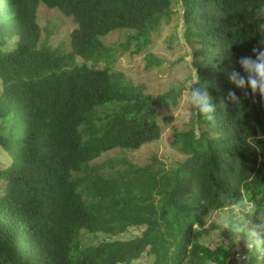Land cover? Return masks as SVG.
<instances>
[{
    "label": "trees",
    "instance_id": "obj_1",
    "mask_svg": "<svg viewBox=\"0 0 264 264\" xmlns=\"http://www.w3.org/2000/svg\"><path fill=\"white\" fill-rule=\"evenodd\" d=\"M179 2L189 81L204 87L218 116L193 113L174 135L186 161L121 160L115 169L110 160L106 173L93 164L103 154L160 139L157 110L177 95L135 86L112 68L103 38L128 31L124 50L142 52L177 0H0V264H264L247 217H228L237 203L264 212V99L227 79L264 37L253 16L261 0ZM40 3L73 19L68 52L42 42ZM161 64L147 55L148 69ZM221 211L227 226L203 227ZM186 213L202 227L181 228ZM214 230L219 239L204 240ZM84 233L98 241L83 243Z\"/></svg>",
    "mask_w": 264,
    "mask_h": 264
},
{
    "label": "rangeland",
    "instance_id": "obj_2",
    "mask_svg": "<svg viewBox=\"0 0 264 264\" xmlns=\"http://www.w3.org/2000/svg\"><path fill=\"white\" fill-rule=\"evenodd\" d=\"M179 1L177 0L174 5V15L169 21L163 22L157 31L150 34V43L140 53L133 52L135 50L133 44L130 45L129 50H124L123 46L130 34L128 31H116L103 38L104 45L114 50L116 59L112 68L122 72L135 86H139L145 93L153 96L165 94L171 90H174L177 95L176 104L157 110L158 121L162 128L160 139L146 144L136 151L114 149L103 154L93 164L101 166V170L106 173L113 171V168L108 164L110 160L113 161L114 168L118 169L121 167V160L142 166L148 163L152 157H157L160 161L171 166L174 162L188 159V156L179 153L172 146L174 135L188 130L192 122L193 112L187 104V86L190 82L194 83L193 80L189 81V77L195 76V70L191 64V49L183 39V8ZM37 22L42 29V42L53 48H60L67 52L70 50V34L76 27L71 17H66L59 10L50 9L40 3ZM149 54L154 55L162 64L148 69L146 65ZM104 65L103 62L100 63V67ZM2 88L0 83V90ZM224 213L225 211L214 212L202 223L203 227L206 228L213 223L223 227L222 225L226 224ZM192 221L195 222L194 227H202L192 215L186 213L180 217L181 228L184 229ZM219 231L214 230L204 240L213 243L219 239ZM130 233L139 235L141 230L133 229L130 230ZM97 241L96 235L84 233L83 243L92 244ZM136 264H151V260L148 257H143Z\"/></svg>",
    "mask_w": 264,
    "mask_h": 264
},
{
    "label": "clouds",
    "instance_id": "obj_3",
    "mask_svg": "<svg viewBox=\"0 0 264 264\" xmlns=\"http://www.w3.org/2000/svg\"><path fill=\"white\" fill-rule=\"evenodd\" d=\"M253 16L257 19L256 31L259 33L264 32V0L255 8ZM258 45L251 49L250 55L241 56L237 60L239 71L233 69L227 73L228 81L238 90L247 96L249 93H259L264 99V37L260 35ZM196 85V86H193ZM228 97L235 101V95L229 91ZM187 104L190 110L199 118L206 122H215L217 114V105H215L211 98L208 96L202 85L198 82H190L187 86ZM222 106V105H221ZM232 202H228L231 204ZM252 207H256L255 204ZM243 213L247 217L249 225V235L258 244L264 245V212H257L249 215L244 211L243 207L237 203L234 214L237 216ZM222 226H227V223Z\"/></svg>",
    "mask_w": 264,
    "mask_h": 264
}]
</instances>
